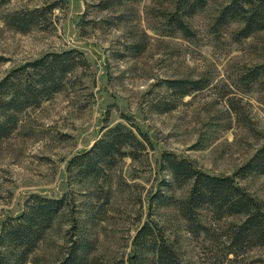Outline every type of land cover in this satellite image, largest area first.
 I'll use <instances>...</instances> for the list:
<instances>
[{
    "label": "rangeland",
    "instance_id": "374dc122",
    "mask_svg": "<svg viewBox=\"0 0 264 264\" xmlns=\"http://www.w3.org/2000/svg\"><path fill=\"white\" fill-rule=\"evenodd\" d=\"M106 1L0 0V81L51 52L78 50L89 65L63 92L21 114L17 130L0 142V231L8 217L23 212L29 196L68 197L99 241L100 263L132 264L135 237L148 222L181 264H264V246L231 244V226L242 218L218 220L206 209L203 228L189 226L173 204L187 189L168 188L172 178L162 169V155L172 153L205 173L233 176L264 147V74L249 78L258 67L264 71V31L236 42L240 23L215 30L219 11L231 0H207L185 18L191 36L167 21L177 0H109L112 6L101 8ZM48 6L54 9L47 20L29 33L7 23L11 13ZM165 80L202 81L205 87L178 97ZM106 123L134 125L149 143L137 159L121 160L109 185L70 179L69 161L91 149ZM237 182L264 203V175ZM100 189L110 192L108 203L97 197ZM158 194L170 200L154 201ZM69 228L57 224L28 264H59Z\"/></svg>",
    "mask_w": 264,
    "mask_h": 264
},
{
    "label": "trees",
    "instance_id": "16d2710c",
    "mask_svg": "<svg viewBox=\"0 0 264 264\" xmlns=\"http://www.w3.org/2000/svg\"><path fill=\"white\" fill-rule=\"evenodd\" d=\"M10 0H2V4ZM111 1V0H110ZM113 2V1H111ZM114 4V3H113ZM207 0H177L175 11L168 16V23L175 30L191 36V30L184 21L203 10ZM108 9L109 0L100 4ZM54 6L17 11L8 15L10 27L22 33H29L40 26ZM241 27L234 34L236 42L264 31V1L231 0L223 6L215 20L214 29L219 30L232 23ZM3 60L0 57V61ZM89 67L85 55L78 50L51 52L41 58L12 70L0 81V142L8 139L18 128L19 116L31 109L39 108L44 102L63 92L71 83L79 69ZM261 67L249 74L252 81L258 80ZM169 91L178 97L202 90V81L165 80ZM165 111L169 107H165ZM102 137L90 150L73 157L69 161L70 179L80 183L98 186L109 185L112 172L126 157L137 159L146 148L149 139L134 125L119 123L103 128ZM162 169L172 178L166 185L176 190L187 189L186 195L176 199L179 213L194 230L203 228L200 221L202 211L208 209L221 220L225 217H240L242 222L231 226L233 247L264 246V203L243 189L237 178L251 174L264 175V147L242 166L233 176H217L197 169L187 159L178 158L172 153L162 155ZM109 191L98 190V198L110 200ZM96 193H94V196ZM162 205L170 200L163 194L154 196V201ZM74 203L68 197L47 198L38 194L28 197L24 210L16 217H8L0 231V264H28L41 243L57 224L68 223L65 255L59 264H106L100 263L96 253L99 241L87 230L85 223L77 218ZM93 219L94 217H91ZM135 252L130 262L150 264H181L177 251L165 235L145 223L134 240ZM107 264H126L124 260L110 261Z\"/></svg>",
    "mask_w": 264,
    "mask_h": 264
}]
</instances>
